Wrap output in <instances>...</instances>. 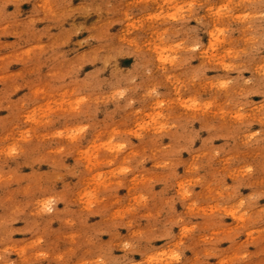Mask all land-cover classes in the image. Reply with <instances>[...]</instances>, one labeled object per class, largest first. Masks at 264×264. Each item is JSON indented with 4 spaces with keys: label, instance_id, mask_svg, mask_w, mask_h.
Here are the masks:
<instances>
[{
    "label": "clouds",
    "instance_id": "obj_1",
    "mask_svg": "<svg viewBox=\"0 0 264 264\" xmlns=\"http://www.w3.org/2000/svg\"><path fill=\"white\" fill-rule=\"evenodd\" d=\"M0 264H264V0H0Z\"/></svg>",
    "mask_w": 264,
    "mask_h": 264
}]
</instances>
